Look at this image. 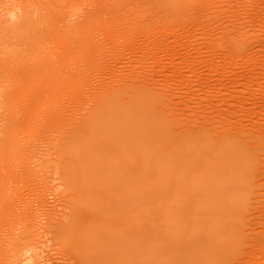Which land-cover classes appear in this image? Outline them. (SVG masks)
Wrapping results in <instances>:
<instances>
[{"label": "rangeland", "instance_id": "1", "mask_svg": "<svg viewBox=\"0 0 264 264\" xmlns=\"http://www.w3.org/2000/svg\"><path fill=\"white\" fill-rule=\"evenodd\" d=\"M94 1L38 0L36 6L32 1L38 13L42 12L38 26L45 49L54 56V62L48 68L50 71L47 70L49 73L44 71L36 76H41L40 79L32 76L33 88L22 89L23 93L15 86L7 91L13 93L17 112L10 119L14 121L11 131V126L3 127L14 137L12 146H17L9 153L11 159L7 157L10 141L7 151L2 150L5 156L1 158L7 166L1 161L0 254L6 245L12 247L16 237L30 229L33 238L24 242L29 247L25 255L35 252V264H79L80 261L81 264L86 262L87 253L98 259L86 264H164L169 242L178 245L181 240L188 242L194 237L201 242L189 245L192 252L196 247L209 248L214 237L217 241L219 237L226 238L233 248V257L221 264H264V0H184L183 9L176 16L156 8L149 10L147 6H137L146 7L144 12L130 10L126 14L121 13L120 7L110 8L113 12L118 10L112 16H94L90 22L85 40L89 46L85 45L89 51H85L89 54L87 59H73L70 25L83 18ZM135 14H139L137 19ZM32 31L36 33V29ZM138 89L164 94L168 99L165 110L170 111L168 117L177 124V132L199 130L208 133L211 140L229 136L248 148H260L252 164L256 172L250 179L242 207L229 202L220 209L204 204L199 207L192 204L195 192L186 183L173 203L185 204L183 226L187 227L181 226L183 236L178 237L176 226L177 233L170 238L168 232L174 223L168 217L170 200L166 184L172 175L146 179L144 191L140 190L143 201L136 206L130 188L120 184L116 170H98L96 164L87 167L79 184L71 177L73 188L72 185L68 188L57 174L15 175L19 164L10 161L19 150L23 148L27 153L32 152L30 155L46 158L52 152L51 148L47 151L46 141L51 145L57 138L55 142L61 143V136L65 138L78 128L83 131L87 120L96 117L102 127L98 126L99 137L107 140L110 132L103 128L107 121L103 114L93 110L94 105L111 93L127 97ZM52 137L55 139L51 141ZM72 151L76 154L77 147ZM107 159L108 163L112 162V155ZM217 173L222 176V172ZM151 194L154 200L145 198ZM72 207L80 211L79 220L83 221L78 223L87 231L77 226L86 234L78 228L82 234L77 230L73 237L66 233L56 236L52 225L56 221L65 222ZM131 207L136 209L132 212ZM128 219L132 222L126 223ZM197 250L199 253L200 249ZM181 263L187 264L176 261Z\"/></svg>", "mask_w": 264, "mask_h": 264}, {"label": "bare ground", "instance_id": "2", "mask_svg": "<svg viewBox=\"0 0 264 264\" xmlns=\"http://www.w3.org/2000/svg\"><path fill=\"white\" fill-rule=\"evenodd\" d=\"M32 1L36 6L38 0H0V123L3 124L1 125V128H4V131L1 129V132L0 130V153L2 150L5 152L7 151L6 148L8 147L10 141L11 147L7 148L9 152L8 154L6 153L9 159H11L9 157V153L11 154L14 152L13 150L17 145L15 144L12 146V144L15 143L13 139L14 137H10L8 130H6L3 126L7 125V128L8 126H11L9 129L13 127L14 124L12 125V123L14 121H10V119L14 118L13 116L17 111L13 102L14 98H12L13 93L10 94L7 91L10 90L9 88H14L15 86L16 89H20L18 90L20 92L22 89L23 91L24 89L27 90V87L32 86L34 83V78H32V76L36 77L39 73L42 75V72L44 71L47 73L50 71L48 68H50L54 62L52 59L54 56H50L51 54H48L46 50L47 48L45 49V41H43L44 43L42 42L43 34L41 33V30L38 26L39 18L42 12L38 13L39 10L35 8V6L32 4ZM94 2L95 4L92 5V9L82 16L83 18L70 25L71 34L69 35L72 40H70L69 44H71L70 46L72 49H69H71L74 53L71 50L69 51L72 52L73 56L70 55V57L73 59L83 60L87 59L86 56L89 55V51H87L89 46H87V41L85 40H88L87 32L89 31V27L91 25L90 22L94 16L97 17L103 14L112 16V14L114 15V12H116L118 9L113 12L110 10V8L114 9L115 7H120L122 9L121 13L123 14H126L125 12H129L130 10H133L134 13H140L142 10L143 12L145 11L146 7L143 9H138L137 6H147L149 10L150 8H156L157 11L160 9L165 14L176 16L179 15L180 10L183 9L181 7L184 6L183 2L185 1L96 0ZM138 15L139 14H135L136 19L138 18ZM108 21L109 20H107V22ZM32 28L36 29V33H33L34 31H32ZM44 40H46L45 37ZM44 49L46 51H44ZM85 51L88 52L87 55ZM89 57H91V55ZM39 58V62L36 61ZM40 77L38 76L36 78L40 79ZM33 86L31 88H33ZM124 95L126 94L111 93L106 95L103 99H100L99 102H96L94 105L93 110L98 115L103 114L107 121L106 125L104 124L105 126L103 127L107 132H110V134L107 133V140L99 137L98 133L101 132L100 129L102 127L100 126L99 121H96V117L94 120H87L83 125L85 131L84 129L83 131H80L77 127L78 129L70 132V134L67 133L68 135H65L67 137L64 138V136H61L63 137V140L61 141L58 139L61 141V143L55 142L57 139H55L56 136L54 138L52 137L51 139L49 138L51 141L52 139H55V143L50 141L51 145H49L48 141H46L47 145L49 146H47L49 149L46 150L48 152L50 148L52 150V152L50 151L49 153L45 152V154L47 153L48 155L46 158L35 154L30 155L32 152L27 153V150L24 151V149L21 147L22 149L18 151V154L16 153V157L14 153L15 158H12L13 160L10 161H14L15 165L19 164L18 168L15 166L17 168L15 175L19 176L27 173L30 176L41 175L46 177L47 174L54 176L57 174L58 177L60 176L65 181L66 186L69 188L72 185V180H74L76 184L80 183V179L83 181L82 175L84 173L86 174L87 167L89 165L96 164L98 166L96 167L95 165L94 168L96 167L98 170H116V173L120 177V184L126 185L130 188L131 192H129L131 193L134 206H136V203L140 202V200L143 201L142 191L144 190L142 189L145 186L146 179H149L152 176L163 177L172 175L176 178H172L171 176L168 184H166L167 188L165 187L168 199L170 200V206L168 208V212L170 214L168 217L171 218L175 225H173L171 230L168 232V236H170V238H172L173 233L176 232V226L178 231L177 236H183V228H181V226L184 224L183 217L185 215V211L183 208L185 207V204L182 202H178L176 204L175 202L173 203V201L177 194L183 192L186 183L188 185L191 184L195 192V195L191 200L192 204L195 203L199 207H201L200 204H204L207 206H218L220 209L225 208L226 205H229L228 202L231 205L238 207H242L246 203L245 194H247L246 192L248 191L250 179L256 172V170H254L255 167L253 168L252 164L258 156L257 153L259 152L260 148H248L246 146L247 144L244 145L237 138L229 136H223L217 140H211L212 137L210 138L208 133L199 130H194L192 132L187 131L186 133L177 132V124L172 122L168 117L170 111L165 110V106H167L166 100L168 99L165 98L164 94L162 95L138 89L134 90L131 94H128L127 97ZM103 116L101 115L100 117ZM54 118L56 117L54 116ZM98 126L101 128L99 129ZM10 131L11 129L9 132ZM61 137L59 136V138ZM19 147L17 148L19 149ZM74 147H77L76 154L72 151V148ZM35 149H37V147ZM3 151L2 154H0V165H5L6 163V161L4 162V158L3 160L1 158L5 156V152ZM109 155L110 157L112 155L113 161L108 163V159L106 160V158ZM11 157H13V155H11ZM1 161L4 163L1 164ZM91 170L94 171V169ZM0 172H2V170ZM217 172H222V176L219 177ZM89 173L87 175H89ZM71 177L73 179L70 181ZM123 178H129V180L125 181ZM149 181H151V179ZM84 182L86 183V181ZM161 186H163V184H161ZM73 187L74 185H72L71 188ZM145 198L154 200L152 194L151 196H145ZM202 200H206V202L203 203ZM131 208L132 212L134 209H136L135 207ZM70 210V213L66 215L67 218H65V222L60 221L56 223V220L53 221L56 222L54 225H52L54 227L52 228L55 231L56 236L60 235L58 237L63 236L62 234L65 233L70 234L69 237H73L74 233H77V230L79 232L80 228L77 225L83 221H81V219L79 220L78 215H80V213L78 214V212L80 211L78 208L75 209L74 207H72ZM209 211L207 212L209 213ZM132 212L131 220L133 221L134 214ZM221 214H223V211ZM92 215L93 214H90V216ZM224 218L223 220H225ZM102 219L103 217L101 220ZM131 220H126V223L132 222ZM27 222L29 223L30 220ZM183 227H187V225H184ZM83 231L86 232L87 230H84L83 228ZM83 231L80 229V232L86 234ZM79 233L77 235L82 234ZM78 237L77 240L81 238ZM187 237L189 236L187 235ZM32 238L33 236L30 232V229L17 236L12 247H9L8 245L4 247L3 253L0 254V264H35L33 261L36 257L35 252L31 255H25L29 247H27L24 242L31 240ZM216 239L217 238L215 237L214 239H209V248L203 250L201 249L202 247H196V251L193 252L190 250L189 245H193L192 243H195L196 245L199 244L201 241L197 237H194L193 240H189L188 242H183L181 240V243L178 245L170 240L171 243L169 242L165 251L168 259L167 261L165 260L164 264H176V261H184L187 264H221V262L223 263L226 260L232 259L233 248L231 245H229V242L225 241L226 238L219 237L220 240L218 241ZM197 248L200 249V254L198 253ZM145 250L143 253L147 251ZM158 251L160 250L158 249ZM85 255V259L83 258L86 261H83L85 264L87 262H95L96 258L93 259L94 257L92 258V254V256H89L88 253L87 256ZM102 256L103 255H100V257ZM97 257H99L98 254ZM83 262L81 264H84Z\"/></svg>", "mask_w": 264, "mask_h": 264}]
</instances>
